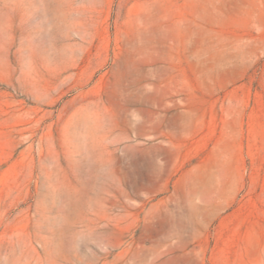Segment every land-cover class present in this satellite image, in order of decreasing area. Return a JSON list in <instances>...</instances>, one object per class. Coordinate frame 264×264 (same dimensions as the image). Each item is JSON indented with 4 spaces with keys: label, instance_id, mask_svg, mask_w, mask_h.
Returning a JSON list of instances; mask_svg holds the SVG:
<instances>
[{
    "label": "rangeland",
    "instance_id": "1",
    "mask_svg": "<svg viewBox=\"0 0 264 264\" xmlns=\"http://www.w3.org/2000/svg\"><path fill=\"white\" fill-rule=\"evenodd\" d=\"M0 264H264V0H0Z\"/></svg>",
    "mask_w": 264,
    "mask_h": 264
}]
</instances>
